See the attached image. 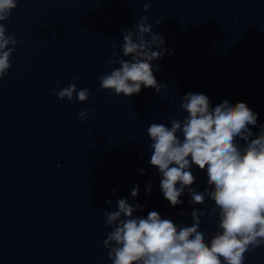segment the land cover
Segmentation results:
<instances>
[{"label": "clouds", "instance_id": "1", "mask_svg": "<svg viewBox=\"0 0 264 264\" xmlns=\"http://www.w3.org/2000/svg\"><path fill=\"white\" fill-rule=\"evenodd\" d=\"M16 7L17 0H0V21H7ZM148 10L149 4L145 3L143 11ZM147 20L145 16L139 21L135 33L131 30L123 33L120 51L130 59L117 60L118 54L113 51V59L108 62L119 63L120 67L99 77L102 89L125 97L139 94L142 86L160 92L162 85L153 75L151 62L163 58L168 50L164 48L162 35L153 33ZM5 33L6 25L0 23V79L11 67L9 58L17 44L15 36ZM149 34L150 39L146 40ZM153 46L159 50H152ZM155 68L159 71V65ZM52 92L69 102L73 101L74 93L80 102H86L90 96L88 89L78 91L75 84L59 92L53 88ZM182 100L181 108L187 114L183 122L174 119L170 128L157 123L148 127L152 141L150 164L161 174L160 189L172 207L183 203L180 197L186 189L191 196L190 205H202L205 195L213 200L211 212L219 210L218 227L222 231L205 242L204 233L198 230L204 212L193 210L194 224L178 229L171 219H162L155 210L146 218L134 216L144 206L130 204L127 198L118 199V210L103 213L106 226L112 228L103 244L110 249L108 257L113 264H244V254L250 246L264 244V124L253 138L249 125H257L258 114L245 102L233 106L224 100L212 107L208 96L192 92ZM78 115L82 121L88 118L87 110ZM178 133H182L183 140ZM239 140L245 144L241 145ZM192 165L206 169L209 187L204 192L191 187L196 181L190 171ZM138 171L145 173L143 169ZM151 187L149 183V192ZM138 193L139 185H135L131 196L136 198ZM105 203L111 205L112 201Z\"/></svg>", "mask_w": 264, "mask_h": 264}]
</instances>
